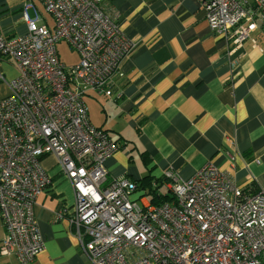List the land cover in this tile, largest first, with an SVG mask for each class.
<instances>
[{
	"label": "built area",
	"instance_id": "built-area-1",
	"mask_svg": "<svg viewBox=\"0 0 264 264\" xmlns=\"http://www.w3.org/2000/svg\"><path fill=\"white\" fill-rule=\"evenodd\" d=\"M198 1L209 29L233 48L249 36L250 6L264 17V0ZM40 3L51 24L27 1L26 32L0 30V58L17 71L10 80L0 71L8 88L0 98V253L27 264L44 248L34 204L51 184L41 157L53 156L71 184L69 222L91 264H264V187L241 188L212 164L186 179L168 169L171 200L139 204L133 180L107 179L105 161L119 145L90 122L83 96L111 94L135 43L104 0ZM60 40L78 63L60 61Z\"/></svg>",
	"mask_w": 264,
	"mask_h": 264
},
{
	"label": "crops",
	"instance_id": "crops-1",
	"mask_svg": "<svg viewBox=\"0 0 264 264\" xmlns=\"http://www.w3.org/2000/svg\"><path fill=\"white\" fill-rule=\"evenodd\" d=\"M27 1L41 9L40 0H0V30L6 36L26 32L22 8ZM104 4L120 32L135 43L112 75L111 94L93 90L85 95L90 122L120 144L105 161L107 179L125 175L136 182L149 175L151 186L165 194L169 183L164 171L186 179L212 164L241 188L264 187L260 12L250 6V18L244 22L249 36L233 48L209 29L198 0ZM41 13L51 24L50 16ZM48 173L51 184L34 204L44 248L27 264H91L69 222L71 184L57 171ZM149 199L142 201L151 203ZM0 264L21 263L14 255L0 253Z\"/></svg>",
	"mask_w": 264,
	"mask_h": 264
},
{
	"label": "rangeland",
	"instance_id": "rangeland-1",
	"mask_svg": "<svg viewBox=\"0 0 264 264\" xmlns=\"http://www.w3.org/2000/svg\"><path fill=\"white\" fill-rule=\"evenodd\" d=\"M250 2H252V0H250ZM40 10L45 15H47L43 11L42 6H41ZM29 13L32 14V10H29ZM56 47H57V51H58V55H59L60 61L62 63H64L65 66L68 67V66H70L72 64H76V63H78L80 61V55L75 50L69 48V46L67 45V43L64 40H60L56 44ZM0 70L3 71L6 80L12 79L17 74V71H16L14 65L11 62H9L7 59H3V58H0ZM14 72H16V74ZM7 93H8L7 86L0 81V95L3 96L4 94H7ZM0 98H1V96H0ZM83 100H85V102H86L87 101V97L86 96L83 97ZM44 165H45V167H46V169L48 171L49 170H53V172L57 171L59 174H61L60 173V166L54 160V158L52 156H50L49 158L44 160ZM165 188L167 189V187H165ZM165 188H161V190L165 191L166 190ZM138 193L141 194V195H139L140 198H138ZM134 195H135L134 199L138 198V203L139 204H141V200L142 199L148 200V196L150 197V195L146 192V188L140 189L138 192L135 191L132 196H134ZM3 230H4L3 229V223H2V221L0 219V239H1L2 235H3Z\"/></svg>",
	"mask_w": 264,
	"mask_h": 264
},
{
	"label": "trees",
	"instance_id": "trees-1",
	"mask_svg": "<svg viewBox=\"0 0 264 264\" xmlns=\"http://www.w3.org/2000/svg\"><path fill=\"white\" fill-rule=\"evenodd\" d=\"M92 91V90H91ZM90 91H88L86 94H89ZM99 93H103V92H99ZM84 94V96L86 95ZM105 94V93H104ZM107 95V94H106ZM110 95V94H109ZM83 96V97H84ZM86 105V104H85ZM87 106V105H86ZM88 109V108H87ZM103 129V128H102ZM105 132H107V134L109 135L108 131L103 129ZM110 136V135H109ZM111 137V136H110ZM112 138V137H111ZM115 143H117L120 147V144L118 142V139H112ZM141 156H144V152L141 154ZM46 157V156H45ZM45 157H41V159H44ZM153 178H151V176H144L139 180H136L135 185H136V189L140 190V189H144L146 188V192L150 195V199L149 201L151 202V204H160V203H164V202H168L171 200L172 195L170 192H167L165 194L160 193L159 191H157L156 188H153L151 186ZM165 180V179H164Z\"/></svg>",
	"mask_w": 264,
	"mask_h": 264
}]
</instances>
